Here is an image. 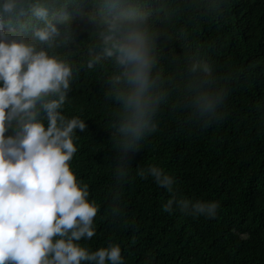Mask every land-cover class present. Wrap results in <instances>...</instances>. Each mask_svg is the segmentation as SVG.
<instances>
[{
	"label": "clouds",
	"instance_id": "obj_1",
	"mask_svg": "<svg viewBox=\"0 0 264 264\" xmlns=\"http://www.w3.org/2000/svg\"><path fill=\"white\" fill-rule=\"evenodd\" d=\"M159 2L154 15L150 0H90L95 28L85 63L105 74V99L112 104L109 123L117 154L106 211L113 218L123 211L131 159L157 131L162 106L205 128L227 114L232 71L218 74L212 60L197 52L183 60L172 56L174 75L164 74L156 23L185 5ZM224 2L186 5L206 16ZM77 5L78 0H0V264H124L119 243L95 250L79 243L96 235L100 206L89 200V185L70 164L78 150L76 130L84 131L86 123L62 111L78 70L63 51L76 37L67 10ZM10 127L15 134L6 136ZM136 175L151 176L174 192L175 178L161 167H138ZM174 205L185 215L207 218H215L219 208L216 201L174 195L163 211L171 213Z\"/></svg>",
	"mask_w": 264,
	"mask_h": 264
},
{
	"label": "trees",
	"instance_id": "obj_2",
	"mask_svg": "<svg viewBox=\"0 0 264 264\" xmlns=\"http://www.w3.org/2000/svg\"><path fill=\"white\" fill-rule=\"evenodd\" d=\"M168 21L156 23L160 67L174 75L172 56L183 60L199 52L210 58L218 74L233 72L228 81L225 117L203 127L185 123L182 113L162 106L158 129L131 159V179L122 192L119 218L106 211L112 199L116 150L111 142L112 104L105 99V74L86 67L87 45L95 26L90 0H78L67 12L73 18L74 40L63 50L75 68L62 109L86 123L76 130L77 152L70 161L78 179L89 185V200L100 211L96 235L79 243L95 250L119 243L124 264H264V0H225L213 14L189 10L191 0H162ZM162 5L150 0L154 12ZM163 14H161L162 16ZM2 86V84H0ZM47 123V122H45ZM10 127L6 136H13ZM156 165L175 178L174 192L154 178H140L137 168ZM219 203L215 218L185 215L173 196Z\"/></svg>",
	"mask_w": 264,
	"mask_h": 264
}]
</instances>
